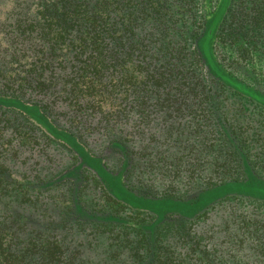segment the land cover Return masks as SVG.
Returning a JSON list of instances; mask_svg holds the SVG:
<instances>
[{"label":"trees","instance_id":"obj_1","mask_svg":"<svg viewBox=\"0 0 264 264\" xmlns=\"http://www.w3.org/2000/svg\"><path fill=\"white\" fill-rule=\"evenodd\" d=\"M199 3L201 18L185 38L182 26L189 3L184 0L178 8L171 0H15L7 22L0 23V97L7 99H0V111L9 114L13 124L29 125L49 141L60 143L73 152L75 162L31 187L37 193L67 188L65 220L60 226L32 224L17 208L24 195L0 194V264H73L69 244L88 242L90 246L96 240L106 256L105 264H197L162 243L163 230L178 231L177 242L186 243L193 225L220 204L247 201L264 206V185L248 182L245 175L242 180H209L188 199L130 186L134 148L128 144V131L120 129L107 142L106 149L115 152L121 162L117 171L110 172L102 157L83 148L81 135L57 121L56 111L64 103L77 115L109 117L112 128L133 103L145 109L148 95L157 108H172L182 116L189 114L190 107L182 101L175 103V98L196 95L197 106L212 116L208 120H215L217 138L244 173L246 155L236 145V133H226L224 120H216L220 111L213 88L264 109L260 58L264 53V0ZM218 48L232 49L235 63L253 85L228 70L230 62L220 61ZM130 93L133 97L129 99ZM157 156L152 158L156 161ZM87 179L98 183L115 209L95 210L84 204L81 190ZM1 183L15 185L4 177ZM129 211L136 216L123 214ZM257 216L230 215L232 235L243 244L233 257L228 256L232 261L228 264L264 262L248 256L253 252L264 257V219ZM70 217L78 227L89 225L86 238L65 232ZM79 228L83 231L85 227ZM237 253L240 256L235 259Z\"/></svg>","mask_w":264,"mask_h":264},{"label":"rangeland","instance_id":"obj_2","mask_svg":"<svg viewBox=\"0 0 264 264\" xmlns=\"http://www.w3.org/2000/svg\"><path fill=\"white\" fill-rule=\"evenodd\" d=\"M171 1L174 4L173 7L177 8V4L182 2V0ZM184 1L189 3L185 6L189 9L184 10L186 20L183 26L181 25L183 36L186 38L192 30L196 29L203 10L200 8L199 0ZM14 5L15 0H0V23L7 22V16ZM206 12H208V6ZM208 17H211L210 13ZM177 35L182 34L177 33ZM177 37L175 41L178 40ZM0 38H2V32H0ZM218 52L220 61L224 59L223 63L230 62V65H225L234 76L253 85L244 70L235 63V54L232 49L218 48ZM260 54L261 62L264 63V53ZM2 82L0 80V85ZM263 83L264 81H261L262 85ZM213 89L220 111L216 120L217 118L224 120L226 133H236V145L240 147L242 154L246 155L243 162L244 173H241L240 167L232 162L225 143L217 138L218 134L213 130L216 127L215 120H208L207 117L212 116L197 106L196 95L189 94L186 98L178 100L177 97L175 98V103L179 104V101H182L184 105L187 104L190 107L189 114L182 116H178L176 110L172 108H157L154 98L148 95L145 109L134 106L133 103L129 112L124 117L118 118L123 122L120 121L112 128L109 117L105 118L97 113L87 116L77 115L64 103L56 111L57 115L59 114L57 121L59 125L68 127L81 135L83 148L95 156L102 157L105 167L110 172L117 171L121 162L115 152L106 149L107 142L113 135L120 133V129L123 132L128 131V144L134 148L131 149L134 154L128 184L158 195L166 193L175 199H188L198 190L203 189L209 180L232 178L242 180L244 175L248 178V182L254 181L264 185V109L245 98L222 91L218 87ZM132 97L130 93L129 99ZM0 99L7 101L6 98L0 97ZM30 109L36 112L35 108L30 107ZM17 123L16 121V124H13L9 114L0 111V178L4 177L15 183V185L1 183L0 194H12L17 197L21 196L20 194L24 195V202L17 208L23 212V219L35 222L32 224L53 222L55 226H60L59 222L65 220L62 212L67 204L65 199L68 195L67 188H63V192L37 193L36 190L32 191L31 187L39 180L54 177L75 162L73 152L60 143L49 141L40 134L38 129L32 127L31 129L29 125L21 126ZM156 153L158 156L155 161L152 156ZM121 181V178L117 180L120 183ZM81 195L84 204L91 209H115V203L107 197L98 183L90 179L85 181ZM38 206L41 209L34 211ZM44 209L42 214L41 211ZM31 213H33L32 216ZM241 213L258 215V218L264 219V206L247 201H229L220 204L214 211L207 214V218L193 225L190 234L186 235L185 239L188 240L186 243L177 242L179 232L170 228L163 230L162 243L171 246V249L176 251L175 255L189 258L197 264L232 263L231 260H227L228 256L233 257L234 250L238 245L241 247L243 243L232 235L234 229L229 224V218H231L230 215L236 216ZM123 214L136 216L130 211ZM70 219L71 217L64 227L65 232L77 233L76 237L79 239L86 238L85 234L91 232L89 225H79V227H85L83 231H80L81 228ZM69 245L68 254L71 255L73 264H79V262L80 264H105L106 256L103 249L97 247V240L90 246L88 242L85 244L79 242L74 244L75 246ZM188 245H193L194 250L188 248ZM76 253L80 254L78 258H75ZM239 256L237 253L235 259ZM248 256L251 260L264 259L260 255H254L253 252H250ZM257 264H264V262Z\"/></svg>","mask_w":264,"mask_h":264}]
</instances>
